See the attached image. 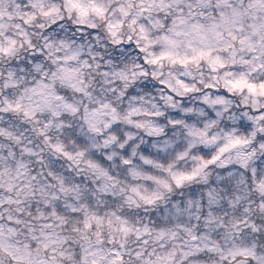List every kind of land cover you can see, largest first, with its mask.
<instances>
[{"label": "clouds", "instance_id": "1", "mask_svg": "<svg viewBox=\"0 0 264 264\" xmlns=\"http://www.w3.org/2000/svg\"><path fill=\"white\" fill-rule=\"evenodd\" d=\"M0 226V264H264V0H0Z\"/></svg>", "mask_w": 264, "mask_h": 264}, {"label": "snow or ice", "instance_id": "2", "mask_svg": "<svg viewBox=\"0 0 264 264\" xmlns=\"http://www.w3.org/2000/svg\"><path fill=\"white\" fill-rule=\"evenodd\" d=\"M65 155L67 156V155H69L68 153H65ZM128 161H125V163H127ZM148 163H151V161H148ZM52 175L54 176V178L55 179H57L61 184H63V180L60 178V177H58V176H56L55 175V173H52ZM190 178V177H189ZM61 191H66V189H64L63 187L61 188ZM54 198H55V196H54ZM84 207H86V206H84ZM73 211L75 212V211H78V209H73ZM49 216H53V217H55L58 221H63V219H64V217L63 216H61V215H59L54 209L51 211V212H49V213H47V214H45L44 212H41L40 213V215H39V219L42 221V223H41V232H40V234H39V236H34L33 237V239H40V237H42V236H47L48 235V233L47 232H45L44 231V229H48V228H51V227H53V224L51 223V221L48 219V217ZM94 219H99L98 217H93ZM9 220L10 221H12L13 220V218L12 217H9ZM15 223H22V221L19 219V218H16L15 219ZM86 223H87V226L89 227V228H91L92 227V225H91V223H88L87 221H86ZM0 230H2V226H0ZM10 230H12V229H10ZM78 230V229H77ZM130 230V229H129ZM148 231H150V229L148 228V227H145L144 229H143V232H138L137 233V235L138 236H141V235H143L144 233H147ZM161 235H164V232H163V230H161ZM191 239L193 240V241H196L197 239H198V237L197 236H195V235H193L192 237H191ZM145 243H147V241H145ZM44 248L45 249H47L48 247H49V245L47 244V243H44ZM211 250V249H210ZM202 250L198 247V246H196V245H194L190 250H189V252H186V255H191V257L193 258V264H196V257H198L199 255H200V252H201ZM61 255H63V253H61ZM141 255V253H137V256H140ZM122 259V257H120V256H117L116 257V259H114L113 261H112V264H117V261L118 260H121ZM38 264H48V261L47 260H40L39 262H38ZM148 264H151V262H148Z\"/></svg>", "mask_w": 264, "mask_h": 264}]
</instances>
